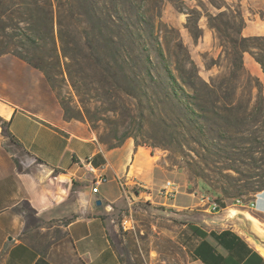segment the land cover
I'll list each match as a JSON object with an SVG mask.
<instances>
[{
    "label": "crops",
    "instance_id": "obj_1",
    "mask_svg": "<svg viewBox=\"0 0 264 264\" xmlns=\"http://www.w3.org/2000/svg\"><path fill=\"white\" fill-rule=\"evenodd\" d=\"M242 35L263 36L264 22L251 21ZM45 94L38 71L11 56L0 57V120L13 137L0 124V264H122L115 218L142 196L180 209L198 208V219L181 230L184 264H264L236 217L249 214L257 223L245 216L251 229L264 234V192L252 200L253 208L234 203L233 215L227 205L210 213L194 202V192H186L187 175L173 170L177 196L193 202L178 201L176 195L166 199L160 191L168 172L155 153L132 139L104 147L86 123L65 120L59 107L44 104ZM87 160L107 179L95 193L94 175L84 169ZM61 174L70 178L64 195L57 189Z\"/></svg>",
    "mask_w": 264,
    "mask_h": 264
},
{
    "label": "trees",
    "instance_id": "obj_2",
    "mask_svg": "<svg viewBox=\"0 0 264 264\" xmlns=\"http://www.w3.org/2000/svg\"><path fill=\"white\" fill-rule=\"evenodd\" d=\"M161 4L162 0H0V57L11 56L38 71L53 91H58L61 83L67 81L79 95L93 93L112 105L111 112L117 110L114 104L122 96L139 100L143 104L141 108L150 112L169 105L170 113L158 112L161 121L176 130L183 129L188 137L178 131L177 135L185 144H197L211 156L202 158L201 165H187L188 172L206 187L205 193L217 194L214 198L220 209L226 207L225 199L236 203L243 202L240 197L246 196L250 202L264 192L262 165L260 173L234 179L223 175L215 164L221 159L229 160L232 163L227 164V169L240 175L234 165L237 161L252 167L256 162L264 164V135L254 136L250 141L240 136L228 137L227 147L219 145L223 141L219 131L208 126L209 108L216 109L212 111H217L216 115L218 111L224 113L223 132L228 136L238 130L237 125L245 123L246 117L242 115L239 119L236 112H232L233 97L223 94L220 86L215 87L198 75L196 65L182 44L179 48L185 52L186 59L171 62L156 24L160 21ZM221 6L225 7L224 11L208 18L210 26L224 40L232 64L242 69L243 55L247 53L264 75V35L243 36L241 12L232 11L228 5H216V8ZM186 28L193 37L198 36L196 24L191 27L188 21ZM257 84L254 107L263 125L264 97ZM216 89L222 95L217 94ZM61 108L65 120H79L80 117L70 114L64 104ZM0 124L13 141L5 123L0 120ZM209 130L211 133L214 130L218 142L207 138ZM260 131L264 133V129ZM129 137L136 146H149L131 135H124L116 143L102 137L97 140L112 149ZM247 143L255 147L246 148ZM160 148L168 150L165 145ZM253 148L263 154L262 157L245 163L244 159H252ZM169 160L175 165V159ZM197 233L203 235L200 231ZM126 262L142 264L136 257L134 262L128 258Z\"/></svg>",
    "mask_w": 264,
    "mask_h": 264
},
{
    "label": "rangeland",
    "instance_id": "obj_3",
    "mask_svg": "<svg viewBox=\"0 0 264 264\" xmlns=\"http://www.w3.org/2000/svg\"><path fill=\"white\" fill-rule=\"evenodd\" d=\"M216 5H228L232 11H240L244 19V27L251 25V21H256L260 25L264 22V0H162L160 21L156 24L160 41L164 47H167V56L171 62L176 59H186L185 52L179 48V44H182L196 65L198 75L205 82L215 87L220 86L223 94L233 97L235 107H231L232 112H236L239 119L243 117L242 115L246 117L245 123L237 125L236 129L238 130L228 136L223 132L225 128V123L222 121L224 113L218 111V115H216L217 111L213 113L214 108H209L207 117L211 120L208 126L219 131V135L223 139L219 145L227 147L228 137L240 136L250 141L254 136L264 135L260 131L264 129V124L261 125L258 121L257 111L254 107L258 96L257 82L264 97V75L259 65L247 53L243 55L242 69H237L232 64L224 40L218 36L209 23V16L214 17L225 10L224 6L218 9ZM188 21L191 27L196 24L197 37H193L188 32L186 28ZM46 86L49 96L44 95V104L59 107L62 116L61 105L64 104L70 114L80 117L79 120H71L86 123L95 132L97 138L102 137L111 143H116L124 135L135 136L138 142L147 143L150 147H144L159 157L158 164L168 172L164 178L173 180L174 176L170 172L173 170L187 175L191 184L186 192L196 193L194 202L199 201L198 197L206 192V187L188 172L187 165H195V163L201 165L202 158H211V156L207 150L200 148L197 144L192 142L185 144L183 138L177 135L178 131L186 137L187 134L183 129L176 130L168 123L161 121L158 112L170 113L169 105L159 106L156 112H150L146 108H141L143 104L139 100L122 96L114 104L117 110L111 112L112 105L107 100L93 93L79 95L67 81L61 83L58 91L51 90L47 84ZM215 91L222 95L219 89ZM214 130L212 133L211 130L207 132V138L216 143L218 141L215 140ZM126 139L133 140L132 137L125 138L124 141ZM161 145L168 147V150L160 148ZM245 147L255 146L247 143ZM262 155L257 152L256 148H253L250 152L252 159H244V161L252 163V160L259 159ZM169 159H175V165L170 163ZM212 159L218 158L213 157ZM228 163L232 162L221 159V162L215 166L220 168L223 175L234 179H243L242 175H256L261 172L260 168L264 169V164L261 162L252 164L254 165L252 167L237 161L234 165L238 169L237 171L241 172L240 175L235 170H228ZM255 179L256 177L253 178V180ZM132 191L136 192V189ZM207 193L217 197L216 193ZM176 198L178 201L193 202L190 197L179 193ZM240 199L244 203L248 202L246 196H241ZM225 202L230 208L229 212L234 211L232 199H225ZM197 209V207L180 209L176 206L158 204L153 197L149 200L143 196L131 200L130 204L126 203L120 209L118 217L115 218L117 224L115 246L123 261L122 264H126L124 262L126 258L130 262H134L135 257L139 258L142 264H184L187 257L182 248L180 234L186 223L198 219ZM224 214L222 213V215ZM124 220L131 222L133 226L131 230L122 229L121 223ZM126 251H128V255Z\"/></svg>",
    "mask_w": 264,
    "mask_h": 264
},
{
    "label": "built area",
    "instance_id": "obj_4",
    "mask_svg": "<svg viewBox=\"0 0 264 264\" xmlns=\"http://www.w3.org/2000/svg\"><path fill=\"white\" fill-rule=\"evenodd\" d=\"M84 169L85 171L91 173L94 175L93 181H92V192H97L98 187L106 182V177L104 174H101L95 169L90 160H87L84 162ZM178 186L173 181H165L163 188L161 189L160 193L163 197L166 199L173 198L177 192H178ZM194 196L196 197V193L194 192ZM199 202L202 204V206H205V209L208 210L210 213H216L220 210V207L218 203L215 201V198L211 196L208 193H202L199 197ZM236 204L242 205L243 207H250L253 208L255 206V203L253 201H250L248 203H243L242 201H236ZM121 227L123 230H131L133 226L131 225V222L129 220H124L121 223Z\"/></svg>",
    "mask_w": 264,
    "mask_h": 264
},
{
    "label": "water",
    "instance_id": "obj_5",
    "mask_svg": "<svg viewBox=\"0 0 264 264\" xmlns=\"http://www.w3.org/2000/svg\"><path fill=\"white\" fill-rule=\"evenodd\" d=\"M69 184H70V178L68 176L63 175V174L59 175L58 181H57L58 192L62 195L66 194L69 188ZM97 204H100V201H97ZM236 217L241 219L243 222V226L241 227V230L243 231V233L248 238H250L255 243V245L264 249V234L254 232L251 229L248 223V220L244 215L237 214Z\"/></svg>",
    "mask_w": 264,
    "mask_h": 264
},
{
    "label": "bare ground",
    "instance_id": "obj_6",
    "mask_svg": "<svg viewBox=\"0 0 264 264\" xmlns=\"http://www.w3.org/2000/svg\"><path fill=\"white\" fill-rule=\"evenodd\" d=\"M243 212V211H242ZM235 212L234 211H232V212H229V214H234ZM245 216L248 218V219H250L252 222H254V223H256V221L253 219V217H251L249 214H247V213H245ZM249 220V221H250ZM252 224V223H251ZM257 224V223H256ZM254 227V226H253ZM255 232V231H254ZM260 232V231H259ZM258 247V246H257ZM258 249H259V251L261 252V254L264 256V249H262V248H260V247H258Z\"/></svg>",
    "mask_w": 264,
    "mask_h": 264
}]
</instances>
